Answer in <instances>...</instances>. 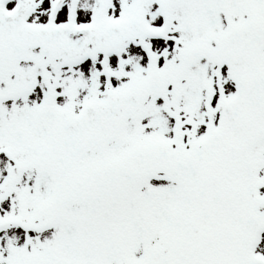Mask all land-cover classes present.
Here are the masks:
<instances>
[{
	"label": "snow or ice",
	"instance_id": "6c2138e0",
	"mask_svg": "<svg viewBox=\"0 0 264 264\" xmlns=\"http://www.w3.org/2000/svg\"><path fill=\"white\" fill-rule=\"evenodd\" d=\"M0 264H264V0H0Z\"/></svg>",
	"mask_w": 264,
	"mask_h": 264
}]
</instances>
